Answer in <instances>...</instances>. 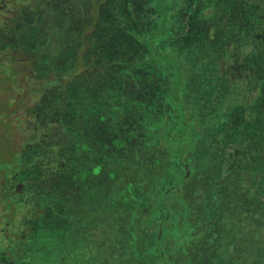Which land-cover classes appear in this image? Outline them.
<instances>
[{
    "label": "trees",
    "instance_id": "obj_1",
    "mask_svg": "<svg viewBox=\"0 0 264 264\" xmlns=\"http://www.w3.org/2000/svg\"><path fill=\"white\" fill-rule=\"evenodd\" d=\"M122 2L0 0V50L15 52L27 66H15L13 77L24 74L27 83L45 85L41 97L27 107L33 119L31 138L37 141L23 144L21 160L12 165L14 180L21 189L24 184L28 189L27 208L17 209V220L12 221L26 222L20 231L22 242H15L11 251L18 253L17 264L63 260L62 241L56 230L51 233L46 228V221L52 215L60 220H70L74 214L86 218V201L75 206L76 196L85 198L86 193L94 196L93 205L101 206L112 188L116 195L120 190L129 198L137 192L142 198L139 206L135 212L117 207L118 222H141L154 241L161 222L177 226L181 221L205 222L219 207L220 194L213 188L221 191L225 181L212 177L207 182L204 174L216 176L219 170L224 176L229 157L234 170L243 165L253 168L252 206L237 222H264V0H195L187 33L178 34L171 47L155 44L151 53L137 43L136 28H130L132 10ZM180 60L186 64L184 70L171 65ZM243 70L250 75L246 85L258 100L259 112L253 107L255 101L244 105L243 101L238 114H220L229 81ZM95 89L112 98L115 95L118 101L99 103L92 111L86 97L92 94L99 100ZM152 92L164 96L163 101L153 98L154 103L158 100L155 106L160 102L170 106V125L168 112L159 111L147 123L145 108ZM124 95H130V100L121 103ZM191 97L200 104L194 106ZM100 112L122 113L123 129L121 125L112 132L102 126L95 128L106 131L103 136L96 129L94 133L89 117L93 115V122ZM252 113L258 118L254 124L247 120ZM135 124L145 126L139 128V135L132 130ZM231 127L238 129L237 136ZM154 133L163 135L155 143ZM89 151L92 157L86 156ZM240 151L250 155L238 165ZM89 160L92 173L86 165ZM98 174L105 175L104 179L94 185L92 179ZM71 179L74 184L68 186ZM206 186L211 190L201 202L197 190ZM134 199L129 208L136 204ZM6 202L5 197L3 216L8 213ZM260 229L252 234L254 241L260 238ZM6 243H10L7 238L0 239V245ZM16 245L20 247L15 249ZM257 261L243 259L242 263L262 264ZM5 264L16 262L8 258Z\"/></svg>",
    "mask_w": 264,
    "mask_h": 264
},
{
    "label": "rangeland",
    "instance_id": "obj_2",
    "mask_svg": "<svg viewBox=\"0 0 264 264\" xmlns=\"http://www.w3.org/2000/svg\"><path fill=\"white\" fill-rule=\"evenodd\" d=\"M122 1L123 7L132 10L129 13L132 17L133 28H130L131 30L136 28L134 36L137 43L144 46L150 53L154 49L155 44L171 47L172 41L176 39L178 34L187 33L188 18L191 16L195 5V0H139V3H132L133 1L130 2V0ZM200 1L205 2V0ZM130 58L133 59V56H130ZM183 61L180 60L175 62V65L173 63L171 65L184 70L186 64ZM15 66L18 68L25 67L26 63L15 52L0 50V239L7 238L10 242L0 245V262L2 264L8 262V258H11L16 264L18 263V253L11 251L15 242H22L23 234L20 231H23L21 228H24L26 222L23 224V222L12 221L17 220V209L22 208L26 210V193L28 189H26V184L21 189L19 187L20 184L14 180L15 171L12 170V165L16 159L21 160L23 144L37 141L36 138L34 141L31 138L33 119L28 113L27 107L41 97L45 87L40 82V86H37V81L27 83L24 74L13 77L14 72L17 70H15ZM116 72L121 73L124 70L116 69ZM92 78L89 77V79ZM247 78L249 79L250 75L243 70L229 81L228 96L222 101L221 109H219V112L221 111L220 114H238L240 112L238 106L243 101V105L255 101L253 107L256 105L259 112L258 100L254 96H251V89L246 85L248 82ZM167 88L171 89V86L168 85ZM94 92L99 97V100L95 99L92 94H88L86 97L92 105V111L99 106V103L103 105L118 101V99L114 98L115 95H113V98L103 95L100 89H95ZM129 96H122L121 103L129 101ZM154 97H159L161 101L164 99L163 95L159 96L153 92L148 97L145 108V112L149 114L147 123L149 124L152 118H157L158 114L155 112L159 111L162 114L168 112V124L170 125V106L168 103L165 105V102H160L161 106H155L158 100L154 103ZM168 97L166 92L165 101ZM136 100L138 101V99ZM192 103L194 106L200 104L196 98L192 99ZM242 109H245V107ZM107 114L108 112L95 114L93 122V115L91 114L89 117L93 132L95 133L97 130L100 136H103L106 131H99L95 127L103 126L102 129L107 127L108 130L111 129L113 132L119 126L122 125V129L124 126L122 113L121 116L113 114H108L107 116ZM247 120L250 121V124H254L258 121V118L252 113ZM94 121L97 122L96 126ZM110 121L112 122L111 125ZM218 123L216 122V125ZM141 126L145 127L139 124L136 127L132 126V130L135 131L136 135H139L138 131ZM153 126L150 125V127ZM231 129L233 134L237 136L238 129L233 127ZM93 132L92 134L96 136ZM162 136L161 133H154L152 136L153 143L157 139H161ZM148 138L146 137L145 141ZM236 143V141L233 142V145H236ZM90 152L89 155H86L87 157H92ZM249 155L245 156L240 151L236 157L237 163L239 162L238 165L247 159ZM229 160L230 165L225 163L224 176L219 175V170L214 172L216 176L210 173L204 174V181H211L212 177L215 180L217 178L218 181L220 179L225 181V188L221 191H219L218 187L213 188L218 191L220 196L218 197L219 207L211 213L212 218L210 216L206 217L205 222L181 221L179 222L180 226H177V224L172 225L174 222L164 225L161 222L157 241L148 237L146 229L148 226L143 225L141 222H129L126 225L125 222H118L119 211L117 207L120 211L127 207V210L135 212L136 207L139 206L140 199L142 198L137 195V192L132 194V198H129L128 194L126 195L120 190L118 195H116L114 188H112L108 198L105 196L107 202L102 203L101 206L93 205L91 197L94 196L90 195V193H86L87 196L85 198H81V196L77 198L76 196L75 206H78L82 201H86L87 203L89 211L86 218H80L74 214L70 220H60L57 216L55 218L52 215L49 218V222L46 221V224L49 226L46 228L51 233L53 230H56L60 239L59 241H62L59 248L64 250L65 256L63 260H59H62L63 264H231L233 262L243 264L242 260L246 259L248 263L258 260L257 262L262 261V264H264V239H262L264 238V229H262L264 222H237L247 214L252 206L251 201L253 200V196L251 195L249 181L252 178L250 175L253 168H245L243 165L240 169L234 170L231 157H229ZM17 163L20 166L22 165L20 161ZM86 165L90 173H92L91 160ZM186 165L188 166L187 163ZM188 171L186 176L189 175ZM104 176L102 174L96 175L94 180L92 179V183L94 185L100 184ZM110 179L109 177L106 181ZM27 183L29 184L28 187H31L30 183ZM108 183H112V180ZM210 183L213 185V181ZM73 184L74 182L71 179L68 186ZM65 186L67 187V184ZM210 190L211 188H207V186L201 190H197L199 191L197 197L201 202L204 201V197L209 194ZM7 192L9 193L7 194ZM150 194L148 192L149 196ZM13 195L15 196L13 197ZM5 197L8 213L3 216ZM63 198L66 197L64 196ZM133 198H135L136 204L129 208V202H132ZM132 217V220H136L134 214ZM217 218L219 219L215 221ZM30 220L32 221V219ZM35 222L39 224L40 219ZM259 229L261 230L260 238L254 241L252 234L259 233ZM3 234H7V236L4 237ZM60 234L65 235L60 236ZM20 246L17 247L16 245L17 248L15 247V249H18ZM156 249L159 250V255H156ZM62 261L58 263L61 264ZM43 263L49 264L46 261H43Z\"/></svg>",
    "mask_w": 264,
    "mask_h": 264
},
{
    "label": "water",
    "instance_id": "obj_3",
    "mask_svg": "<svg viewBox=\"0 0 264 264\" xmlns=\"http://www.w3.org/2000/svg\"><path fill=\"white\" fill-rule=\"evenodd\" d=\"M189 172V171H188Z\"/></svg>",
    "mask_w": 264,
    "mask_h": 264
}]
</instances>
